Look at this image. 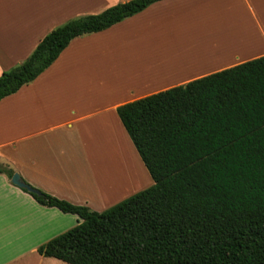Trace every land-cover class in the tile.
I'll return each mask as SVG.
<instances>
[{"label": "crops", "instance_id": "obj_1", "mask_svg": "<svg viewBox=\"0 0 264 264\" xmlns=\"http://www.w3.org/2000/svg\"><path fill=\"white\" fill-rule=\"evenodd\" d=\"M124 1L0 0V75L54 27ZM262 55L264 0L154 2L75 37L37 78L0 100V162L54 196L106 209L123 198L104 195L145 171L119 105ZM79 221L0 172V264H71L38 247Z\"/></svg>", "mask_w": 264, "mask_h": 264}, {"label": "trees", "instance_id": "obj_2", "mask_svg": "<svg viewBox=\"0 0 264 264\" xmlns=\"http://www.w3.org/2000/svg\"><path fill=\"white\" fill-rule=\"evenodd\" d=\"M157 1L119 2L54 27L2 72L0 100L37 78L75 37ZM117 113L154 183L102 211L29 192L81 219L38 252L71 264H264V55L121 104ZM0 172L11 178L15 170L0 162Z\"/></svg>", "mask_w": 264, "mask_h": 264}, {"label": "rangeland", "instance_id": "obj_3", "mask_svg": "<svg viewBox=\"0 0 264 264\" xmlns=\"http://www.w3.org/2000/svg\"><path fill=\"white\" fill-rule=\"evenodd\" d=\"M124 142L127 143V144H130L127 140L124 141ZM131 142H132V140H131ZM132 144H133V142H132ZM130 146L132 147L131 144H130ZM132 150L134 152H137L138 156H140L134 144H133ZM101 157H105V156H101ZM137 159H138V157H137ZM138 161H139V159H138ZM140 162H142V165L144 166V170H145L144 172L143 171H139L137 169V175L132 180L129 179L127 181V183H125V184L123 183L119 188H116V191L108 192V194L106 196L104 195L102 197V199H106V200H108V202H112V201H114V200H116L118 198H121V199L123 198L124 199V197L126 198L129 195H131V194H133V193H135V192H137V191H139L141 189H144V188L152 185L154 183V179L152 178V176H151L150 172L148 171L147 167L145 166L142 158H140L139 163ZM96 163L97 162H95V164ZM93 210H95V209H93ZM102 210H104V209H102ZM102 210H97V211H102Z\"/></svg>", "mask_w": 264, "mask_h": 264}, {"label": "water", "instance_id": "obj_4", "mask_svg": "<svg viewBox=\"0 0 264 264\" xmlns=\"http://www.w3.org/2000/svg\"><path fill=\"white\" fill-rule=\"evenodd\" d=\"M11 182L22 189H26L28 192L35 193L37 195L42 194V191L39 188H36L25 180H23L19 172L15 171V173L11 177Z\"/></svg>", "mask_w": 264, "mask_h": 264}]
</instances>
